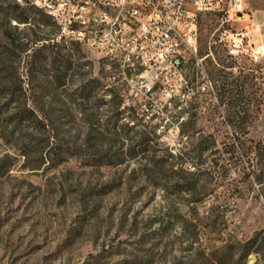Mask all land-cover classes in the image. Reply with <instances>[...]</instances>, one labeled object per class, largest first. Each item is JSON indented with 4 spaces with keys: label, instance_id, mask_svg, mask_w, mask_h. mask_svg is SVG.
I'll return each mask as SVG.
<instances>
[{
    "label": "rangeland",
    "instance_id": "obj_1",
    "mask_svg": "<svg viewBox=\"0 0 264 264\" xmlns=\"http://www.w3.org/2000/svg\"><path fill=\"white\" fill-rule=\"evenodd\" d=\"M14 3L0 0V264H218L200 260V248L264 229V52L255 56L264 51V0H244L232 22L245 33L237 56L219 40L218 21L204 17L199 52L211 54L203 72L190 71L193 91L124 93L121 121L143 119L161 147L195 146L185 159L196 172L194 195L158 186L173 183L156 164L164 149L130 151L109 106L97 107L131 78L115 69L118 61L65 41L54 19H10ZM64 41V49L42 48ZM189 119L191 139L178 126ZM210 135L215 143L201 155L199 141ZM196 232L201 241L192 246ZM256 260L253 253L248 264Z\"/></svg>",
    "mask_w": 264,
    "mask_h": 264
},
{
    "label": "built area",
    "instance_id": "obj_2",
    "mask_svg": "<svg viewBox=\"0 0 264 264\" xmlns=\"http://www.w3.org/2000/svg\"><path fill=\"white\" fill-rule=\"evenodd\" d=\"M26 1L55 9L61 36L79 42L91 58L118 61L115 69L131 76L121 89L123 105L130 104L124 94L127 89L170 96L194 90L190 71L201 68L203 72L204 60L211 54L199 52L205 16L218 21L219 40L229 42L230 54L237 56L245 49V33L231 29L232 22L242 18L244 0ZM261 24L264 22L258 26ZM263 52L259 48L255 56ZM188 102L186 99L185 104ZM147 117L151 119L152 113Z\"/></svg>",
    "mask_w": 264,
    "mask_h": 264
},
{
    "label": "trees",
    "instance_id": "obj_3",
    "mask_svg": "<svg viewBox=\"0 0 264 264\" xmlns=\"http://www.w3.org/2000/svg\"><path fill=\"white\" fill-rule=\"evenodd\" d=\"M13 1L16 3L12 5L11 11L9 13L10 19H15L20 23L43 24V25L51 24L52 22L51 19L53 18L52 16L45 14L43 12L44 9L38 7L37 5L31 4L26 0L23 3L17 2V0H13ZM46 17L50 18L48 22L47 20H44V18ZM54 23L56 24L55 20ZM62 38L64 37L62 36ZM64 40L66 41L65 38ZM65 41L61 43L57 42L54 43L53 45L44 44L42 48H48L52 51L56 45H59V47H61L60 49H64L67 46L65 45ZM78 44L81 45L80 43ZM62 56H63L62 62L67 63L69 61L68 54L64 53L62 54ZM94 81L95 79L92 80V82ZM93 87L95 86L92 85V87H90L88 90L92 89ZM83 88H87V87L83 86ZM20 89H23L22 82H20ZM106 91H109V94H111L110 99L107 101H102V103H98L97 107H101L102 105L109 106L107 110L113 112L112 117H110L112 128L122 138H125L126 140L130 138L131 140L130 151L133 149L137 151L152 150L156 152L157 150L164 149L165 151L164 155L156 160V164L159 167H164V168L166 167V170L169 172L168 177L170 179H173L172 181L173 183L168 185L167 183L159 184L158 186L162 187L165 191L166 190L168 191L169 188H171V190L169 191L172 194H176V195L196 194L198 192V180L195 177L196 172L189 169L185 165L186 156H190L188 154L195 151V146L193 148H189V151L186 152H182L180 148L174 150L169 146L161 147L160 143H158L160 134L157 133L155 127H152V129H148L147 127L148 123L143 122L142 121L143 119H140L138 121L135 120L121 121V115L124 112V110L122 109L124 99L121 93L117 94L115 92V89L113 87H111ZM113 92L114 94L112 95ZM31 111L33 112V110ZM23 116L29 117L30 115L29 113H26ZM178 126L181 134H188L190 139L193 137L194 134L193 128L195 126V123L192 120L189 119L185 122H180ZM243 129L245 133H248L249 125H244ZM190 130H192L191 134H190ZM211 138L212 136L210 135L204 137L199 141V144L201 146L199 147L201 155L207 150H209L211 146L214 145L215 139L212 138L211 141ZM209 141L211 143H208ZM187 142L193 145L192 141L190 142L189 140ZM252 147L253 146H250V148ZM103 159H104L103 157H99V159H95V161L102 164L104 162ZM207 189H208L207 184H204L203 190H207ZM188 200L192 202H198V199H196L195 197H192V199L190 197L188 198ZM191 238H192V242H191L192 246L195 244V242L201 241L200 234H198L197 232L194 233ZM253 253L257 256V260L255 261L254 264H264V229L256 231L254 235L249 238H239L237 236L232 235L227 239H223L221 243L218 244L215 243L212 249L209 248V251H208V247L204 245L203 247L200 248V251L198 253V258L204 261V263L212 262L218 264H248L249 256Z\"/></svg>",
    "mask_w": 264,
    "mask_h": 264
},
{
    "label": "bare ground",
    "instance_id": "obj_4",
    "mask_svg": "<svg viewBox=\"0 0 264 264\" xmlns=\"http://www.w3.org/2000/svg\"><path fill=\"white\" fill-rule=\"evenodd\" d=\"M38 7L44 9L46 12H48L52 17L53 19L58 23L59 21V14H55V9H49L45 6H42V5H37ZM125 105H123L124 107Z\"/></svg>",
    "mask_w": 264,
    "mask_h": 264
}]
</instances>
